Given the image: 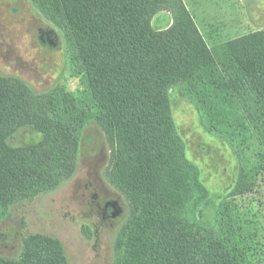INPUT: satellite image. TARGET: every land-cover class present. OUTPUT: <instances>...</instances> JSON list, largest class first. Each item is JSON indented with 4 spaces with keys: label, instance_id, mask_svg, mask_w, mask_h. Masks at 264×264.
I'll use <instances>...</instances> for the list:
<instances>
[{
    "label": "trees",
    "instance_id": "1",
    "mask_svg": "<svg viewBox=\"0 0 264 264\" xmlns=\"http://www.w3.org/2000/svg\"><path fill=\"white\" fill-rule=\"evenodd\" d=\"M33 1L63 29L81 90L39 93L0 75V221L73 178L95 121L110 150L107 177L130 205L114 264H255L250 220L222 206L212 226L201 222L209 195L186 159L170 94L181 86L234 144L243 176L233 196L252 193L264 177V31L211 48L184 0ZM163 13L171 25L157 30ZM24 130L36 136L14 145ZM25 248L0 264H67L59 243Z\"/></svg>",
    "mask_w": 264,
    "mask_h": 264
},
{
    "label": "rangeland",
    "instance_id": "2",
    "mask_svg": "<svg viewBox=\"0 0 264 264\" xmlns=\"http://www.w3.org/2000/svg\"><path fill=\"white\" fill-rule=\"evenodd\" d=\"M184 2L211 48L264 31V0ZM171 22L172 15L163 13L154 27L164 30ZM62 30L33 0H0V75L39 93L81 90ZM170 107L186 159L209 195L200 211L201 222L212 226L222 206L250 220L247 232L256 230L258 244L255 264H264V177L252 193L233 196L243 176L234 144L205 124L196 101L181 86L172 89ZM34 136L24 130L12 143H28ZM109 165L105 134L89 121L73 178L52 192L15 204L0 221V257L19 259L26 253L25 242L40 238L59 243L67 264H114L116 240L130 216V205L107 177Z\"/></svg>",
    "mask_w": 264,
    "mask_h": 264
},
{
    "label": "flooded vegetation",
    "instance_id": "3",
    "mask_svg": "<svg viewBox=\"0 0 264 264\" xmlns=\"http://www.w3.org/2000/svg\"><path fill=\"white\" fill-rule=\"evenodd\" d=\"M107 208H110L109 206ZM112 209H114V206H112Z\"/></svg>",
    "mask_w": 264,
    "mask_h": 264
}]
</instances>
